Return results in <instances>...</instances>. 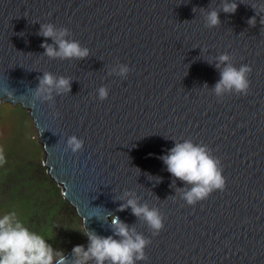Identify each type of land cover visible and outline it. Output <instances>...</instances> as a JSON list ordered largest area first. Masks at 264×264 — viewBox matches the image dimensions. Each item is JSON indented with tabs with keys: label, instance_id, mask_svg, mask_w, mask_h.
I'll return each mask as SVG.
<instances>
[{
	"label": "water",
	"instance_id": "water-1",
	"mask_svg": "<svg viewBox=\"0 0 264 264\" xmlns=\"http://www.w3.org/2000/svg\"><path fill=\"white\" fill-rule=\"evenodd\" d=\"M236 2L209 28L201 8L219 11L221 0H0V103L29 110L48 172L89 230L111 235L113 213L150 239L137 264H264V12L252 7L264 0ZM47 22L68 28L90 55L43 56L37 33ZM224 52L252 67L246 95L211 92ZM116 63L129 66L126 77L108 74ZM43 72L70 77L71 92L33 105ZM71 135L84 140L76 153ZM185 139L207 145L226 178L223 191L195 205L170 187L160 159ZM125 190L160 209L158 235L130 208L117 211Z\"/></svg>",
	"mask_w": 264,
	"mask_h": 264
},
{
	"label": "clouds",
	"instance_id": "clouds-1",
	"mask_svg": "<svg viewBox=\"0 0 264 264\" xmlns=\"http://www.w3.org/2000/svg\"><path fill=\"white\" fill-rule=\"evenodd\" d=\"M220 10L216 8L204 9L203 19L206 27L213 28L221 24L219 13H235L238 7L236 0H221ZM252 7L264 12V3L253 4ZM194 11V9H193ZM256 17L248 20L250 26H255ZM264 24V17L260 19ZM38 35L45 38L40 45L44 49L43 56L50 59L82 60L90 55V50L75 39H70L68 28H57L53 23L47 22L40 25ZM51 38L52 43H48ZM215 68L219 70V80L210 88L217 98L226 94L246 95L250 87L249 74L252 67L242 64L239 67L232 63V55L221 53L214 58ZM130 68L127 64L116 63L109 70V75L126 77ZM38 84L32 89V103L36 101L53 102L55 96L71 92L72 79L66 76H56L50 72H43L38 76ZM204 88H208L205 84ZM6 95L13 96V92L5 89ZM107 86L98 88V98L104 100L108 97ZM67 149L73 153L82 150L84 140L76 135H71L66 141ZM166 170L173 177L170 187L175 188L176 194L186 201L188 205H195L216 191H223L226 178L222 174L223 168L219 158L212 155L211 149L205 144H197L192 139L175 141L174 146L160 157ZM6 163L4 150L0 147V166ZM160 179V178H159ZM184 183V187H176V180ZM127 197V199H125ZM120 200L117 211L130 208L132 214L143 221L158 235L164 227V216L157 207H150L147 202L141 203L139 197L130 190H125ZM111 235L103 236L86 227L83 222V235L87 237V246L77 244L72 248V258H68L63 250L54 249L47 242L51 237L31 231L20 219L16 211L0 215V264H137L138 261L147 260L145 248L151 242L143 233L138 232L135 225H129L119 216L110 213Z\"/></svg>",
	"mask_w": 264,
	"mask_h": 264
},
{
	"label": "rangeland",
	"instance_id": "rangeland-1",
	"mask_svg": "<svg viewBox=\"0 0 264 264\" xmlns=\"http://www.w3.org/2000/svg\"><path fill=\"white\" fill-rule=\"evenodd\" d=\"M13 104L0 103V147L6 159L0 166V215L16 211L31 231L51 237L47 242L64 254L77 244L86 247L82 218L48 172L33 117L21 103Z\"/></svg>",
	"mask_w": 264,
	"mask_h": 264
}]
</instances>
